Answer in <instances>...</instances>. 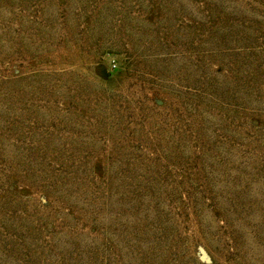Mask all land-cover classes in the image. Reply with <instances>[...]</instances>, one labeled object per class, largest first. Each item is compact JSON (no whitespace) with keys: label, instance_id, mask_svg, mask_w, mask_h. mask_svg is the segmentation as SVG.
I'll return each mask as SVG.
<instances>
[{"label":"rangeland","instance_id":"1","mask_svg":"<svg viewBox=\"0 0 264 264\" xmlns=\"http://www.w3.org/2000/svg\"><path fill=\"white\" fill-rule=\"evenodd\" d=\"M0 264H264V0H0Z\"/></svg>","mask_w":264,"mask_h":264}]
</instances>
